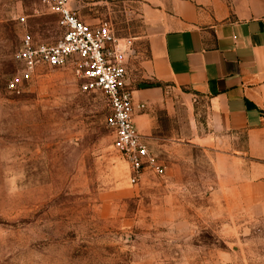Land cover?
I'll return each mask as SVG.
<instances>
[{
    "label": "rangeland",
    "instance_id": "obj_1",
    "mask_svg": "<svg viewBox=\"0 0 264 264\" xmlns=\"http://www.w3.org/2000/svg\"><path fill=\"white\" fill-rule=\"evenodd\" d=\"M6 1L0 264H264V228H227L220 205L212 222L215 162L236 148L213 131L201 98L176 94L156 113L152 150L165 175L147 171L132 185L105 123V97L81 92L71 68L42 69L23 94L7 91L22 68L16 55L26 33L54 42L61 29L53 16H29L25 31L18 16L5 13ZM116 10L111 1L89 17L111 24L118 38L132 36L138 19Z\"/></svg>",
    "mask_w": 264,
    "mask_h": 264
},
{
    "label": "crops",
    "instance_id": "obj_2",
    "mask_svg": "<svg viewBox=\"0 0 264 264\" xmlns=\"http://www.w3.org/2000/svg\"><path fill=\"white\" fill-rule=\"evenodd\" d=\"M111 1L120 16L140 23L132 36L119 38L132 41L126 85L134 105L146 107L135 114L139 133L154 150L156 113L176 94L200 97L213 131L236 148L215 162L212 222L220 205L227 228H264V0H73L71 9L96 26L101 21L89 16ZM3 6L25 31L29 16H56L40 0Z\"/></svg>",
    "mask_w": 264,
    "mask_h": 264
},
{
    "label": "built area",
    "instance_id": "obj_3",
    "mask_svg": "<svg viewBox=\"0 0 264 264\" xmlns=\"http://www.w3.org/2000/svg\"><path fill=\"white\" fill-rule=\"evenodd\" d=\"M73 0H41L57 17L61 37L53 44L35 43L26 33L16 59L22 68L7 83L11 94L21 95L39 77L42 69L71 68L83 93H101L109 106L106 126L113 147L127 163L130 182L137 185L147 171L163 177L165 167L141 135L134 118L145 105H134L126 85L127 60L132 51L130 39H119L111 24L89 26L72 11Z\"/></svg>",
    "mask_w": 264,
    "mask_h": 264
},
{
    "label": "trees",
    "instance_id": "obj_4",
    "mask_svg": "<svg viewBox=\"0 0 264 264\" xmlns=\"http://www.w3.org/2000/svg\"><path fill=\"white\" fill-rule=\"evenodd\" d=\"M154 152V151H153ZM156 155V154H155Z\"/></svg>",
    "mask_w": 264,
    "mask_h": 264
}]
</instances>
